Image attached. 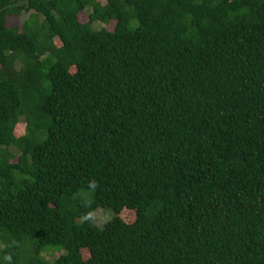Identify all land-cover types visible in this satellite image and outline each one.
<instances>
[{"label": "trees", "instance_id": "16d2710c", "mask_svg": "<svg viewBox=\"0 0 264 264\" xmlns=\"http://www.w3.org/2000/svg\"><path fill=\"white\" fill-rule=\"evenodd\" d=\"M0 264H264V0H0Z\"/></svg>", "mask_w": 264, "mask_h": 264}, {"label": "rangeland", "instance_id": "374dc122", "mask_svg": "<svg viewBox=\"0 0 264 264\" xmlns=\"http://www.w3.org/2000/svg\"><path fill=\"white\" fill-rule=\"evenodd\" d=\"M26 17H27L26 15H23L20 18H10L8 23L11 27H20L23 20ZM79 19L83 23L87 22L88 21V14L87 13H81L79 15ZM112 27H113V25H111V24L109 26H107V28L109 30H111ZM22 133H23V126L22 125L17 126L16 130H15L16 136H21ZM112 216H113V214H112V211L110 209H108V210L99 209V210L94 212V224L97 227L102 228L105 225V223L108 222V220H110L112 218ZM121 218L127 223H132L134 221V214L129 212V211H124L121 214ZM44 256L47 260L52 261L53 258L56 259L59 257V253L53 254L51 252H48V253L44 254ZM82 256H83V259L86 260L89 256L88 252L83 251Z\"/></svg>", "mask_w": 264, "mask_h": 264}]
</instances>
